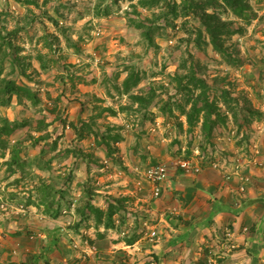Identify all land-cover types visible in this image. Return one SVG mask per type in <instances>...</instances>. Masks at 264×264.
Masks as SVG:
<instances>
[{
	"label": "rangeland",
	"instance_id": "374dc122",
	"mask_svg": "<svg viewBox=\"0 0 264 264\" xmlns=\"http://www.w3.org/2000/svg\"><path fill=\"white\" fill-rule=\"evenodd\" d=\"M244 1L245 17L217 9L233 21L224 54L181 0L149 8L139 0H0V77L35 96L12 94L0 105L8 120L0 145V233L9 230L4 221L31 213L36 224L27 234L49 238L52 250V235L104 226L76 211L89 188L94 205L96 194L106 204L96 205L103 222L116 208L114 226L106 228L132 240L154 237L146 211L152 200L141 195L151 183L146 168L179 169L182 158L239 176L244 193L253 182L250 166H264V0ZM137 15L149 35L130 24ZM202 86L226 117L210 136L202 132L203 112L191 123L186 116ZM152 92L147 107L132 97ZM46 186L48 204L41 200ZM52 201L57 217L46 212ZM59 221L71 223L62 229Z\"/></svg>",
	"mask_w": 264,
	"mask_h": 264
},
{
	"label": "crops",
	"instance_id": "0c3cea01",
	"mask_svg": "<svg viewBox=\"0 0 264 264\" xmlns=\"http://www.w3.org/2000/svg\"><path fill=\"white\" fill-rule=\"evenodd\" d=\"M248 170L253 182L244 193L239 176L226 178L209 166L195 174L170 168L158 197L148 183L141 195L152 200L146 211L153 219L154 237L146 233L132 240L115 229L89 224L69 232L68 238L52 235L56 246L49 250V238L27 234L36 223L33 214L23 213L19 220L2 223L9 230L0 233V264H264V166ZM98 196L95 204L105 207ZM64 222L57 226L66 229L71 223ZM87 242L97 249L93 252Z\"/></svg>",
	"mask_w": 264,
	"mask_h": 264
},
{
	"label": "trees",
	"instance_id": "16d2710c",
	"mask_svg": "<svg viewBox=\"0 0 264 264\" xmlns=\"http://www.w3.org/2000/svg\"><path fill=\"white\" fill-rule=\"evenodd\" d=\"M160 0H139V5L142 7H152L155 5H158ZM177 5V4H176ZM180 5H182L185 9H190L192 12L197 13L200 15L201 20L204 23L205 30L208 33V35L211 38V42L215 49L217 51H220L222 53L227 52V48L224 47V37L229 36L233 34L234 30L231 29L233 21L228 19H223L221 16V11L219 12L217 9L225 8V9H231L234 15H237L239 17H245L246 9H248L249 5L244 0H199L197 2L196 0H181ZM132 6L134 8V12L137 13L136 10V4L132 3ZM130 24L133 26H136L138 28H142L144 34L149 35V32H146L150 27L145 24V22H142L143 20H140L137 17H128ZM149 18L147 17L146 20ZM201 32V31H200ZM201 36V35H199ZM10 41V40H9ZM199 42V38H198ZM1 48V45H0ZM1 76V72H0ZM204 81L202 80V84ZM178 88H181V82L177 85ZM188 85H186V88ZM22 93H25V96L28 99H32L35 96L32 95L30 89L24 85H18L14 79H10L9 77L3 76L0 77V105H3L6 103L8 98L12 94H18L21 95ZM133 99L138 102V104L147 107L151 101L152 98L155 97V93H149L148 96H144L142 94H135L132 96ZM201 104V105H200ZM203 112V135L210 136L213 132V128L215 125L220 121L221 119L224 120L226 117L221 115V113L217 112L216 106L213 105V103H210L209 101V95H208V88L205 87L192 99V106L190 110L186 113V116L190 123L192 122V118H196L198 114H201ZM216 116L213 117V114ZM3 122L8 123V120L6 118L0 117V145L3 144V136L8 133V129L3 125ZM81 134V133H79ZM17 152L14 154V158L16 156ZM42 192L44 196H41V200L44 202H47V199H49L50 191L49 187L46 186V188H42ZM87 194L83 197L77 205L76 211H78L81 215V220L84 221L89 218L91 214L96 215L98 219V223H103L104 226L109 227L112 226V216L114 215L116 208L115 206L111 205L108 209V212L106 213V217L108 220L105 222L102 221V215L104 214V211L100 209V207H97L91 202V198L93 196L92 191L88 188V191L86 190ZM48 204V202L46 203ZM54 205V202L52 201L51 204H49L48 210H46L47 213L53 214L52 216H59V210L53 209L52 206ZM111 222V223H110ZM80 224V223H79ZM79 224H76V227L79 226ZM114 226V225H113Z\"/></svg>",
	"mask_w": 264,
	"mask_h": 264
},
{
	"label": "built area",
	"instance_id": "2783aa9c",
	"mask_svg": "<svg viewBox=\"0 0 264 264\" xmlns=\"http://www.w3.org/2000/svg\"><path fill=\"white\" fill-rule=\"evenodd\" d=\"M176 165L187 173L199 172L201 170L199 165L195 164L191 159L187 158L179 159L176 162ZM169 171L170 167L165 163L151 165L146 168L145 176L152 184V192L155 197L160 196L162 191V183L167 180ZM156 234V230H153L151 232V236H155ZM88 242L87 244H89V248L94 252L97 249L96 245H91Z\"/></svg>",
	"mask_w": 264,
	"mask_h": 264
}]
</instances>
